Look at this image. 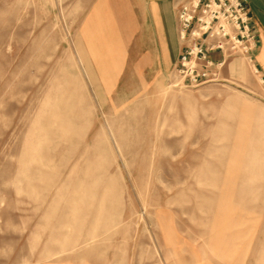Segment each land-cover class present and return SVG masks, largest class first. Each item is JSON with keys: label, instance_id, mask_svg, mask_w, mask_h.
<instances>
[{"label": "rangeland", "instance_id": "374dc122", "mask_svg": "<svg viewBox=\"0 0 264 264\" xmlns=\"http://www.w3.org/2000/svg\"><path fill=\"white\" fill-rule=\"evenodd\" d=\"M72 2L0 0V264H264V168L254 187L241 156L264 126L251 60L195 89L108 80Z\"/></svg>", "mask_w": 264, "mask_h": 264}, {"label": "crops", "instance_id": "0c3cea01", "mask_svg": "<svg viewBox=\"0 0 264 264\" xmlns=\"http://www.w3.org/2000/svg\"><path fill=\"white\" fill-rule=\"evenodd\" d=\"M178 0H73L77 31L97 71L108 80L132 70L165 76L184 46L179 36ZM257 46L251 55L264 82V0H247ZM263 86V85H262Z\"/></svg>", "mask_w": 264, "mask_h": 264}, {"label": "built area", "instance_id": "2783aa9c", "mask_svg": "<svg viewBox=\"0 0 264 264\" xmlns=\"http://www.w3.org/2000/svg\"><path fill=\"white\" fill-rule=\"evenodd\" d=\"M177 6L184 46L173 70L177 86L195 89L218 82L232 56H245L252 62L257 38L247 0H178ZM213 53H220L221 58L212 60Z\"/></svg>", "mask_w": 264, "mask_h": 264}, {"label": "bare ground", "instance_id": "6f19581e", "mask_svg": "<svg viewBox=\"0 0 264 264\" xmlns=\"http://www.w3.org/2000/svg\"><path fill=\"white\" fill-rule=\"evenodd\" d=\"M241 156L244 159L243 172L251 175L254 187H257L258 175L264 168V126L255 129L251 127Z\"/></svg>", "mask_w": 264, "mask_h": 264}]
</instances>
